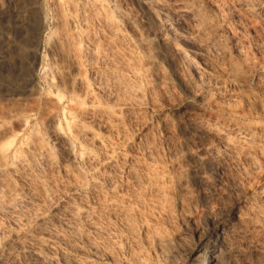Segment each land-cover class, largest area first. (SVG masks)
Here are the masks:
<instances>
[{"label": "bare ground", "instance_id": "1", "mask_svg": "<svg viewBox=\"0 0 264 264\" xmlns=\"http://www.w3.org/2000/svg\"><path fill=\"white\" fill-rule=\"evenodd\" d=\"M204 4L52 0L54 21L49 24L47 0H0V264H97L90 250L74 246L76 239L73 244L71 239L72 228L80 223L86 229L94 210L69 203L49 218L41 200L50 195L44 166L70 167L84 176L74 164L76 148L85 153L87 138L93 136L78 116L83 96L76 83L88 84L80 77L82 41L94 30L108 32L113 41L127 35L136 58L154 78L165 66L174 78L165 75L164 80L184 86L176 70L189 56L188 45L207 52L218 46L217 33L223 28L237 26L248 14L264 15V0L242 1L238 8L230 0H216L209 12ZM49 30L61 31L66 47L75 46L74 52L63 54L69 65H60L55 49L45 43ZM40 69L46 71L43 81ZM220 77L227 83L225 74ZM155 82L160 86L162 81ZM226 112L239 117L222 107L220 113ZM256 122L199 120L187 114L178 120L183 142L172 150L179 168L171 178L176 207L185 215L195 192L203 215L198 245L186 257L178 250L188 232L154 238L157 264H245L249 258L264 264V129ZM195 139L197 151L192 148ZM24 179L31 181L33 192H26Z\"/></svg>", "mask_w": 264, "mask_h": 264}, {"label": "rangeland", "instance_id": "2", "mask_svg": "<svg viewBox=\"0 0 264 264\" xmlns=\"http://www.w3.org/2000/svg\"><path fill=\"white\" fill-rule=\"evenodd\" d=\"M197 1L205 3L209 12L216 0ZM230 1L238 8L246 0ZM51 2L47 0L49 24L54 21ZM60 35L61 31L52 34L49 30L44 41L55 49L60 65H69V58L63 54L74 52L75 46L66 47ZM217 35L218 46L208 53L191 45L184 47L189 56L177 64L176 71L185 87L175 80H164L165 75L174 78L165 66L154 78L136 58L134 42L127 35L113 41L108 32L94 30L82 41L84 66L80 77L88 84L76 83L83 96L78 116L93 136L87 138L85 153L76 148L74 164L84 176L80 178V171L73 172L70 167L52 170L44 166L50 195L41 200L49 218L69 203L94 210L86 229L78 223L73 232L69 230L72 244L76 239L74 246L80 243L87 252L90 250L97 264H157L153 241L161 235L189 233L178 250L182 257L197 247L203 215L195 202L197 194L192 193L188 202L191 209L183 215L185 210L176 207L172 190L171 178L179 168L172 150L183 142L178 130L180 118L187 114L199 120L258 121L264 129V15L248 14L237 26L229 25ZM45 74L40 69V80ZM224 74L227 83L220 79ZM156 79L162 81L160 86ZM222 107L238 112L239 117L230 112L221 114ZM247 116L249 121L244 118ZM197 142H192L196 151ZM221 176L226 177L224 170ZM23 181L26 192H33L31 181ZM214 206H219L218 202ZM250 259L245 264H251Z\"/></svg>", "mask_w": 264, "mask_h": 264}]
</instances>
